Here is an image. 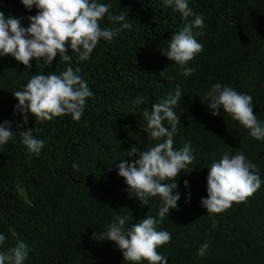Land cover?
<instances>
[{
    "label": "trees",
    "instance_id": "obj_1",
    "mask_svg": "<svg viewBox=\"0 0 264 264\" xmlns=\"http://www.w3.org/2000/svg\"><path fill=\"white\" fill-rule=\"evenodd\" d=\"M110 2L113 14H125L134 27L112 42L101 40L91 59L79 64L95 94L82 118L65 115L41 122L29 113L25 130L32 128L45 141L40 155L29 156L15 126V142L0 147V232L7 236L0 251L14 247L18 238L32 249L25 264H129L114 242L98 241L93 233L99 234L117 214L132 215L129 226L157 214L159 199L142 205L127 191L116 165L122 158L132 159L131 148L157 143L143 130L142 112L180 85L185 96L176 109L181 123L174 147L190 141L195 160L177 177L179 207L160 225L172 239L158 251L169 264H264V185L246 202H234L219 214H208L201 205L207 197L208 165L225 151H243L264 180V142L250 137L222 109L212 116L202 101L213 84H227L250 94L254 113L264 120V0H191L206 27L198 37L203 50L189 62L196 70L187 78L162 53L171 34L185 23L179 13L161 0ZM0 11L23 18L25 27L27 17L37 12H28L20 0H0ZM101 24L119 27L106 17ZM69 54L75 67L78 54ZM58 61L59 56L46 67L33 59L26 69L11 55L0 57V123L22 121L14 115L18 100L13 91L36 72L64 71L67 65ZM139 97L143 105L136 104ZM205 241L210 248L201 258L197 250Z\"/></svg>",
    "mask_w": 264,
    "mask_h": 264
},
{
    "label": "clouds",
    "instance_id": "obj_2",
    "mask_svg": "<svg viewBox=\"0 0 264 264\" xmlns=\"http://www.w3.org/2000/svg\"><path fill=\"white\" fill-rule=\"evenodd\" d=\"M20 2L28 12L33 8L37 12L27 17L29 24L25 27L22 24L23 18L6 16L0 11V57L11 55L17 62H22L26 69L32 68L33 59L51 67L57 56L58 64L63 62L67 65L59 74L56 71L31 74L24 85L13 91V96L18 100L14 105V115L22 116V121L5 120L0 123V147L9 141L15 142L17 131L12 130L15 126L21 129L18 131L20 142L26 147L29 156H39L45 141L37 138L32 128L25 130L29 123V113L41 122L65 115L79 121L85 112L88 98L95 95L89 82L81 75L79 64L91 59L101 40L112 42L124 30L131 31L134 25L125 14H113L110 0ZM161 3L165 8L179 13L185 22L178 31L171 34L167 48L162 53L179 66L182 76L190 77L196 69L189 66V62L203 50L198 37L203 35L206 27L205 17L193 11L191 0H161ZM105 17L111 25L118 24L119 27H103L101 22ZM69 50L78 54L75 67ZM183 96V89L177 85L174 91H168L152 104L150 110L142 112L143 120L146 121L143 130L157 143L143 150L131 148L128 157L132 159L122 158L116 165L117 174L124 178L128 186L127 191L134 193L132 197L142 205H149L151 198L159 199L157 214L146 215L131 226L129 221L132 215L117 214L99 234L93 233L98 241L114 242L124 261L129 264H169V258L158 249L171 242L172 234L160 228V225L171 210L179 207L181 194L177 177L188 172L186 170L195 160V150L190 141L184 142L182 147H174V138L181 123L176 109ZM202 101L212 116H219L222 109L223 113L243 126L250 137L264 142V120L258 119L254 113L255 105L250 94L217 82L206 92ZM144 103L142 97L137 98L136 104ZM72 167L79 171L78 164L74 163ZM208 169L207 197L201 199V205L207 209L208 214L222 213L232 207L234 202H246L264 185L259 167L243 151L235 154L223 152L219 159L208 165ZM184 186L190 189L188 180L184 181ZM6 241L7 236L0 232V248ZM209 248L210 243L205 241L197 250V255L204 258ZM31 251L25 241L17 238L14 247L0 251V264H25Z\"/></svg>",
    "mask_w": 264,
    "mask_h": 264
}]
</instances>
